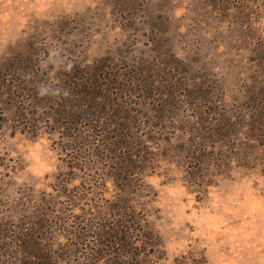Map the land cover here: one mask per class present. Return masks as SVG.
<instances>
[{"label":"trees","instance_id":"obj_1","mask_svg":"<svg viewBox=\"0 0 264 264\" xmlns=\"http://www.w3.org/2000/svg\"><path fill=\"white\" fill-rule=\"evenodd\" d=\"M109 1L127 10V30L145 33L147 52L125 51L122 44L118 53L90 63L65 61L53 69L28 42L0 63V118L29 136H54L69 170L105 164L101 180L112 181L114 194L107 199L94 191L85 195L99 203L86 204L74 225L66 220L59 234L54 215L22 224L1 222L0 264H149L163 254V244L136 196L153 148L172 146L170 130L192 186L204 184L213 160L225 156L219 149L234 150L238 142L240 149L264 146V81L247 96L252 102L247 112L236 114L224 97L213 99L198 72L178 56L163 12L152 11L143 0ZM198 3L233 25L235 35L227 40L253 45L264 78V35L249 21L255 0ZM131 43L133 48L136 42ZM160 74L166 77L161 83Z\"/></svg>","mask_w":264,"mask_h":264},{"label":"rangeland","instance_id":"obj_2","mask_svg":"<svg viewBox=\"0 0 264 264\" xmlns=\"http://www.w3.org/2000/svg\"><path fill=\"white\" fill-rule=\"evenodd\" d=\"M257 1L249 6V21L264 35V0ZM144 2L167 17L176 53L198 72L212 98H225L236 114L247 112L252 103L247 96L264 81L253 45L229 41L233 25L214 18L198 0ZM126 12L109 0H0V63L28 42L53 69L65 61L90 63L118 53L122 44L125 51L147 52L145 33L127 30ZM131 42H136L133 48ZM126 65L120 61L122 68ZM172 73L182 77L181 71ZM165 78L160 74L156 80ZM171 131L172 146L153 148L136 196L163 244V256L149 264H264V146L240 149L238 142L234 150L219 149L225 156L213 160L204 184L192 186ZM54 139L47 133L26 135L0 118V223L37 222V217L54 215L59 234L66 220L76 222L86 204L99 203L85 195L94 191L107 199L114 194L112 181L101 180L105 164L69 170Z\"/></svg>","mask_w":264,"mask_h":264}]
</instances>
